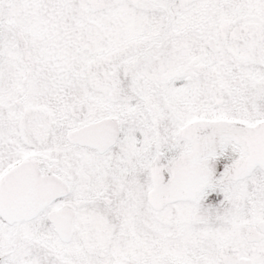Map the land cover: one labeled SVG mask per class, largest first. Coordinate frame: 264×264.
Instances as JSON below:
<instances>
[{
    "label": "snow or ice",
    "instance_id": "6c2138e0",
    "mask_svg": "<svg viewBox=\"0 0 264 264\" xmlns=\"http://www.w3.org/2000/svg\"><path fill=\"white\" fill-rule=\"evenodd\" d=\"M0 264H264V0H0Z\"/></svg>",
    "mask_w": 264,
    "mask_h": 264
}]
</instances>
